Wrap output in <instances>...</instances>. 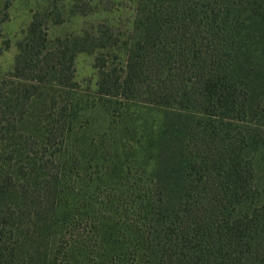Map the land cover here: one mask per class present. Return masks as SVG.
<instances>
[{
  "label": "trees",
  "instance_id": "1",
  "mask_svg": "<svg viewBox=\"0 0 264 264\" xmlns=\"http://www.w3.org/2000/svg\"><path fill=\"white\" fill-rule=\"evenodd\" d=\"M125 1V32L51 39L61 8L35 11L0 74V264H264V0ZM107 102L122 131L161 112L143 159L82 118Z\"/></svg>",
  "mask_w": 264,
  "mask_h": 264
},
{
  "label": "rangeland",
  "instance_id": "2",
  "mask_svg": "<svg viewBox=\"0 0 264 264\" xmlns=\"http://www.w3.org/2000/svg\"><path fill=\"white\" fill-rule=\"evenodd\" d=\"M73 0H0V15L6 14V20L0 24V74L12 71L15 64V56L17 53L18 42L23 38L28 26L32 20L33 13L37 10H43L45 7L49 9L56 6L62 12L63 21L54 23L50 21L47 30L51 39L57 37H75L83 34L85 31H95L99 24L119 25L120 29L125 32L129 28L131 18L132 4L130 2H122L113 6L110 0H104L96 5L94 10L87 14L81 13L73 8ZM130 4V5H129ZM111 54V53H110ZM96 52L81 51L76 54V80L80 86L78 108L85 103L91 102L98 98V71L95 67ZM81 103V104H80ZM107 108L97 106L94 108L93 114H88L83 119L92 118L95 122L93 129L95 131L104 130L111 122L116 128L111 129L113 135H119L123 148L130 150L139 159L145 156L146 146L149 145V136L156 132L161 123V112L157 109L146 107H135L130 105L128 115L132 116L131 123L127 125L124 131L121 130L125 121L114 116L117 109L115 104L107 102ZM92 111V109L90 108ZM109 110V113H108ZM83 114V113H81ZM113 114V115H112ZM148 141V142H147ZM149 143V144H148Z\"/></svg>",
  "mask_w": 264,
  "mask_h": 264
}]
</instances>
